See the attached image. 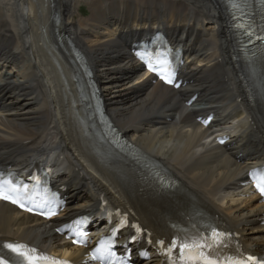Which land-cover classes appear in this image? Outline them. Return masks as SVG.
I'll use <instances>...</instances> for the list:
<instances>
[{"label":"bare ground","instance_id":"6f19581e","mask_svg":"<svg viewBox=\"0 0 264 264\" xmlns=\"http://www.w3.org/2000/svg\"><path fill=\"white\" fill-rule=\"evenodd\" d=\"M82 3L88 12L82 13ZM231 17L227 0H0V167L25 169L53 153L70 195L69 216L93 209L105 195L112 205L131 207L157 234L165 225L160 212L185 209L183 196H190L221 209L250 248L262 250L264 203L247 195L242 182L264 159V130L232 52ZM157 27L195 61L179 90L153 83L129 52L131 42ZM247 67L263 81L264 105V63ZM195 92L205 105L186 106ZM97 98L145 158L179 178L178 188L155 185L129 194L97 160L100 152L123 173L146 164L114 149ZM208 111L217 116L214 130L192 117ZM226 129L234 143L227 150L212 137ZM63 222L0 202V236L82 253L55 231Z\"/></svg>","mask_w":264,"mask_h":264},{"label":"snow or ice","instance_id":"6c2138e0","mask_svg":"<svg viewBox=\"0 0 264 264\" xmlns=\"http://www.w3.org/2000/svg\"><path fill=\"white\" fill-rule=\"evenodd\" d=\"M164 63L166 64L167 62L165 61ZM147 66L154 72H160L162 78L167 83H173L171 74L165 75L160 67L152 63H148ZM176 86L178 87L179 85ZM251 176L256 181V187L261 193H264V176H258L256 170H253ZM27 198V186L21 189L13 184L11 180H5L0 177V199L10 201L24 208L25 204L23 199ZM27 210L32 211L33 209L27 208ZM47 214L54 215L55 212H49ZM135 227L137 231H141L138 225ZM78 235L86 236L87 234L80 232ZM226 236H230V234L219 232L213 228L210 230V236L207 237L197 233L193 237L186 236L182 240L173 239L170 241V246L167 250L171 253L178 247L181 264H264V257L257 258L251 255L242 257L237 255L213 258V256L209 255V250L215 252L220 248L227 247L224 243ZM132 239L135 240L136 237H132ZM159 244L164 246L165 241L160 240ZM0 264H69V262L52 258L25 244L6 243L3 245V248H0ZM172 264H176V261H172Z\"/></svg>","mask_w":264,"mask_h":264},{"label":"rangeland","instance_id":"374dc122","mask_svg":"<svg viewBox=\"0 0 264 264\" xmlns=\"http://www.w3.org/2000/svg\"><path fill=\"white\" fill-rule=\"evenodd\" d=\"M85 10H87V7L84 5V3H82V13H86ZM10 70V68H9Z\"/></svg>","mask_w":264,"mask_h":264}]
</instances>
